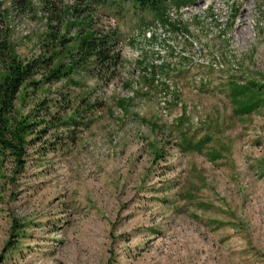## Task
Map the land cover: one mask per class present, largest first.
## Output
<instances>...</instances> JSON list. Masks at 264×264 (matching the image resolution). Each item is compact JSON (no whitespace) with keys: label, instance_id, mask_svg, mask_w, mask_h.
<instances>
[{"label":"rangeland","instance_id":"rangeland-1","mask_svg":"<svg viewBox=\"0 0 264 264\" xmlns=\"http://www.w3.org/2000/svg\"><path fill=\"white\" fill-rule=\"evenodd\" d=\"M88 28L122 62L17 99L39 122L23 162L0 150V264H264V105L231 94L264 82V0H0L25 59Z\"/></svg>","mask_w":264,"mask_h":264},{"label":"trees","instance_id":"trees-1","mask_svg":"<svg viewBox=\"0 0 264 264\" xmlns=\"http://www.w3.org/2000/svg\"><path fill=\"white\" fill-rule=\"evenodd\" d=\"M40 1L45 5H55L67 0ZM72 1L77 4H91L104 0ZM134 1L146 9H159L161 4L168 1L181 5L194 0ZM23 2L24 0H19V3ZM48 36L50 42L59 41L60 47L50 52L45 50L29 59L23 58L11 41L0 39V150L4 155L10 154L18 162L24 161L28 136L35 131L39 122L32 118L33 112L19 114L16 110V101L24 94L28 85L39 88L46 83L62 79L75 81L72 73L77 67L89 69L98 80L109 81L116 77L118 65L122 62L121 53L115 49L116 41L110 33L102 34L98 30L88 28L85 31L79 30L74 41L66 34L59 36L54 30L49 31ZM38 75L40 77L36 78ZM231 90L238 113L250 112L264 105V82L254 80L234 84ZM197 148H201V144H198Z\"/></svg>","mask_w":264,"mask_h":264}]
</instances>
